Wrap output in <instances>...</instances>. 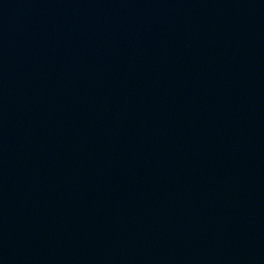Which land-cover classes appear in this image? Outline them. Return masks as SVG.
I'll return each instance as SVG.
<instances>
[{
    "label": "water",
    "instance_id": "1",
    "mask_svg": "<svg viewBox=\"0 0 264 264\" xmlns=\"http://www.w3.org/2000/svg\"><path fill=\"white\" fill-rule=\"evenodd\" d=\"M0 264H264V0H0Z\"/></svg>",
    "mask_w": 264,
    "mask_h": 264
}]
</instances>
